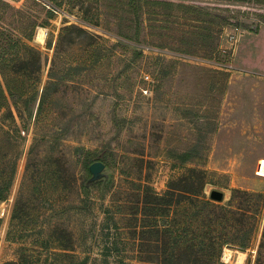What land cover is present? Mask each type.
Instances as JSON below:
<instances>
[{
    "label": "rangeland",
    "instance_id": "obj_1",
    "mask_svg": "<svg viewBox=\"0 0 264 264\" xmlns=\"http://www.w3.org/2000/svg\"><path fill=\"white\" fill-rule=\"evenodd\" d=\"M3 1L40 23L48 19L42 6L55 13L48 28H37L32 42L42 53L37 88L41 93L52 83V97L40 121L36 111L32 118L17 117L23 139L8 198L0 201V264H163L168 239L148 227L141 212L142 186L163 194L191 168L207 171L208 200L214 190L225 194L218 205L230 201L233 189L264 194V22L257 17L264 6L155 0L212 9L230 19L221 28L219 51L209 57L206 45L190 46L195 55L177 52L187 47L180 43L184 32L196 37L204 27L184 17L167 24L162 35L142 25L139 41H129L118 36L114 19H105L102 0ZM69 25L93 38L77 39L56 57L47 38H57ZM3 136L0 157L11 150ZM86 151L112 166L105 163L96 186L83 169ZM50 158L63 170L59 186L33 182L36 164ZM20 195L31 208L11 231ZM259 219L251 248L226 246L225 264H256L264 210ZM56 232L70 237V252L50 242Z\"/></svg>",
    "mask_w": 264,
    "mask_h": 264
},
{
    "label": "trees",
    "instance_id": "obj_2",
    "mask_svg": "<svg viewBox=\"0 0 264 264\" xmlns=\"http://www.w3.org/2000/svg\"><path fill=\"white\" fill-rule=\"evenodd\" d=\"M102 1L105 6V19H114L118 26V36L129 41H139L142 25L162 35L161 30L167 24H176L179 17H184L191 23H203V30L196 37L187 31L180 37V43L187 47H179L176 50L186 55L197 53L196 50H191L190 46H208L209 57L219 51L221 28L229 24L230 20L212 9L170 1ZM234 1L264 6V0ZM33 3L39 5L35 1ZM42 7L48 19L40 23L35 15L0 0V143L4 135V144L11 148L3 154L4 157H0V201L7 200L16 175L19 157L16 150L19 139H23L21 128L17 125V117L32 118L36 111L35 121H40L47 113L52 97V83L49 82L41 93L37 88L42 82L39 76L42 69V53L32 45L37 28H48L51 25L49 20L53 19L55 13L52 9L46 10ZM186 13L188 15H185ZM8 15L11 18L6 23L5 18ZM257 17L264 22V14H258ZM108 23L109 21L106 23L107 28ZM215 25L220 29H213ZM132 29H135V34L130 32ZM83 37L93 38V35L81 27L69 25L60 30L57 38L54 34L49 35L46 44L48 49L55 51L57 57L62 53L60 48L76 44L77 39ZM226 76L229 77V74ZM95 162L107 163V167L112 169L106 158L86 151L82 164L89 181H92L90 166ZM4 164L6 169L2 168ZM36 166L38 174L33 175V182L40 184L43 181H51L59 186L64 181L60 178L59 174L63 170L56 158L44 160L41 165ZM28 169L29 163L26 166L25 179L30 176ZM207 174L205 170L188 169L185 175L171 181L163 194L155 193L149 186H142L141 212L148 222V227L154 234L159 236V232H162L165 239H168L164 243V254L168 257L163 264H225L222 255L226 246H235L243 252L252 246L259 218L264 210V194L233 189L230 201L225 205H218L212 199L208 200L204 193ZM40 176L44 178L36 180ZM100 182L93 181L92 185L96 186ZM30 208L31 205L25 203L20 195L15 202L11 231L16 223L25 220ZM159 220L163 223L162 227L158 224ZM50 242H55L62 252H70L72 248V245L66 243L71 242L70 237L58 236L57 232L51 236ZM157 243L159 240L151 241L150 244L154 246ZM182 248L187 250L184 255L180 253L179 256ZM256 264H264V228Z\"/></svg>",
    "mask_w": 264,
    "mask_h": 264
},
{
    "label": "water",
    "instance_id": "obj_3",
    "mask_svg": "<svg viewBox=\"0 0 264 264\" xmlns=\"http://www.w3.org/2000/svg\"><path fill=\"white\" fill-rule=\"evenodd\" d=\"M106 168L102 162H95L90 166V172L92 174V181H98L103 176V171ZM211 199L217 202H223L225 194L221 191L214 190L211 193Z\"/></svg>",
    "mask_w": 264,
    "mask_h": 264
},
{
    "label": "bare ground",
    "instance_id": "obj_4",
    "mask_svg": "<svg viewBox=\"0 0 264 264\" xmlns=\"http://www.w3.org/2000/svg\"><path fill=\"white\" fill-rule=\"evenodd\" d=\"M40 30V29H39ZM42 32V31H41ZM40 33V32H39ZM40 38H42L41 37V33H40ZM38 40V39H37ZM244 255V254H243ZM228 256V255H227ZM228 258L230 259V257L228 256ZM242 258H244V257H242ZM240 259V258H239ZM226 260V259H225ZM241 261V260H240ZM242 262V261H241ZM239 264H241V263H239Z\"/></svg>",
    "mask_w": 264,
    "mask_h": 264
},
{
    "label": "built area",
    "instance_id": "obj_5",
    "mask_svg": "<svg viewBox=\"0 0 264 264\" xmlns=\"http://www.w3.org/2000/svg\"><path fill=\"white\" fill-rule=\"evenodd\" d=\"M231 39H233V38H231ZM147 79L149 78V77H146Z\"/></svg>",
    "mask_w": 264,
    "mask_h": 264
}]
</instances>
